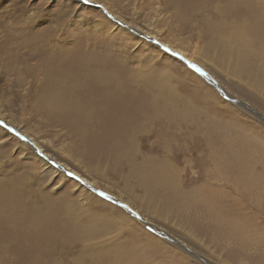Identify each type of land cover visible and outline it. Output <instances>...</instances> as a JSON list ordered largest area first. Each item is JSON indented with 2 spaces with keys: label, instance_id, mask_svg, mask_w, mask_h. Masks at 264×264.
<instances>
[{
  "label": "rangeland",
  "instance_id": "374dc122",
  "mask_svg": "<svg viewBox=\"0 0 264 264\" xmlns=\"http://www.w3.org/2000/svg\"><path fill=\"white\" fill-rule=\"evenodd\" d=\"M66 1L0 0V264H264V0Z\"/></svg>",
  "mask_w": 264,
  "mask_h": 264
},
{
  "label": "water",
  "instance_id": "95a60500",
  "mask_svg": "<svg viewBox=\"0 0 264 264\" xmlns=\"http://www.w3.org/2000/svg\"><path fill=\"white\" fill-rule=\"evenodd\" d=\"M130 31H133L134 33L138 34L139 32L133 28V27H130V26H126ZM150 40L154 41L155 43H157L159 46H161L163 49H165L166 51H168L170 53V55H172L173 57L177 58V59H180L181 61L183 62H188V60L186 59H183L182 56L177 53L176 51H173L172 49L168 48L167 46L161 44V43H158L156 42L154 39L152 38H149ZM30 141V140H29ZM30 143H32L34 145V142L30 141Z\"/></svg>",
  "mask_w": 264,
  "mask_h": 264
},
{
  "label": "bare ground",
  "instance_id": "6f19581e",
  "mask_svg": "<svg viewBox=\"0 0 264 264\" xmlns=\"http://www.w3.org/2000/svg\"><path fill=\"white\" fill-rule=\"evenodd\" d=\"M65 1H66V0H65ZM69 1H70V0H69ZM66 2H67V1H66ZM63 3H64V2H63ZM64 4H65V3H64ZM53 5H54V4H53ZM105 23H106V22H105ZM106 24H107V23H106ZM106 24H105V25H106ZM106 26H107V25H106ZM139 34L145 36V37L148 38V39L150 38L149 35H146V34H144V33L139 32ZM173 51H174V50H173ZM176 52H177V51H176ZM177 53H178V52H177ZM179 54H180V53H179ZM181 56H182V55H181ZM182 58L185 59L183 56H182ZM191 66H192V65H191ZM193 66H194V65H193ZM7 113H8V112H7ZM83 113H84V112H83ZM8 114H9V113H8ZM77 115H78V112H77ZM78 116H79V115H78ZM260 116L262 117V115H260ZM33 130H34V129H33ZM38 131H39V130H38ZM1 132H2V131H1ZM35 132H36V131H35ZM0 134H1V133H0ZM7 135H8V134H7ZM27 139H28V138H27ZM14 142H15V141H14ZM16 143H17V142H16ZM23 147H24V146H23ZM68 147H69V146H68ZM24 148H25V147H24ZM69 148H70V147H69ZM66 150H67V149H66ZM68 152H69L70 154H72L70 149H69ZM68 152H67V153H68ZM67 153H66V155H67ZM55 155H56V154H55ZM40 159H41V158H40ZM61 163H63V162H61ZM63 164L66 165L65 163H63ZM50 168H51V167H50ZM75 168H76V167H75ZM52 169H53V168H52ZM79 170H80V169H79ZM156 170H157V169H156ZM52 171H54V170H52ZM79 172H80V171H79ZM84 173H85V172H84ZM159 173H160V172H159ZM159 173H158V174H159ZM83 176H84V175H83ZM86 176H87V175H86ZM170 180H174V178H170ZM93 181H94V180H93ZM90 182H91V181H90ZM96 184L99 185V186H103V188H106V187H104V185H103L100 181H97V180H96ZM107 189H109V188H107ZM85 194H86V193H85ZM113 208H114V207H113ZM152 228L155 229V230L157 229V227H154V226H153ZM146 235H148V234H146Z\"/></svg>",
  "mask_w": 264,
  "mask_h": 264
}]
</instances>
